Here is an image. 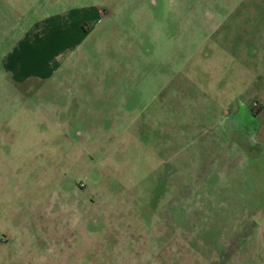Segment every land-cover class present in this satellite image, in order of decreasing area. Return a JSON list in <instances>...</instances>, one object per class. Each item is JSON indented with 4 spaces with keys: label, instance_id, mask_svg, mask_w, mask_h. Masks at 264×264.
<instances>
[{
    "label": "rangeland",
    "instance_id": "1",
    "mask_svg": "<svg viewBox=\"0 0 264 264\" xmlns=\"http://www.w3.org/2000/svg\"><path fill=\"white\" fill-rule=\"evenodd\" d=\"M256 105L264 0H0V264H264Z\"/></svg>",
    "mask_w": 264,
    "mask_h": 264
},
{
    "label": "flooded vegetation",
    "instance_id": "2",
    "mask_svg": "<svg viewBox=\"0 0 264 264\" xmlns=\"http://www.w3.org/2000/svg\"><path fill=\"white\" fill-rule=\"evenodd\" d=\"M253 109H254L253 112L247 111V114L250 115L252 118H258L259 117L261 120L262 114L264 112V107L258 108V106L256 105V106H253ZM261 127H262V125L257 127V128L253 127V129H250L249 126H244V125H241L239 123L235 128L229 126L227 129H225L224 132L223 131L222 132H223V135L224 134L226 136L229 135L233 139H234V137H236L238 140L237 142L240 143L239 144L240 146L249 149V146H248L249 142H251L253 140V138L258 140L257 137L259 135ZM222 132H221V134H222ZM254 146H256V147H254V149L261 148L258 145H254Z\"/></svg>",
    "mask_w": 264,
    "mask_h": 264
}]
</instances>
